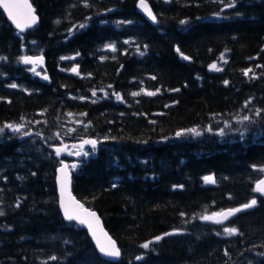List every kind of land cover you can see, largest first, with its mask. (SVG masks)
I'll return each instance as SVG.
<instances>
[{"label": "trees", "instance_id": "16d2710c", "mask_svg": "<svg viewBox=\"0 0 264 264\" xmlns=\"http://www.w3.org/2000/svg\"><path fill=\"white\" fill-rule=\"evenodd\" d=\"M30 1L39 25L23 35L0 11V126L24 123L30 133H0V264H264V197L253 192L264 173V112L255 115L264 109V0L232 8L228 0H146L155 24L138 0ZM24 54L44 56L40 75L21 64ZM214 62L222 71L209 68ZM77 65L79 75L70 70ZM249 68L255 78L243 74ZM141 88L161 91L131 95ZM245 115L251 122H238ZM187 129L201 134L176 135ZM87 137L95 150L66 158L77 164L72 192L101 217L121 249L117 262L100 258L57 207L60 159L51 147ZM208 175L217 182L204 183ZM253 197L257 205L227 223L198 218ZM225 227L240 234L226 236Z\"/></svg>", "mask_w": 264, "mask_h": 264}, {"label": "snow or ice", "instance_id": "6c2138e0", "mask_svg": "<svg viewBox=\"0 0 264 264\" xmlns=\"http://www.w3.org/2000/svg\"><path fill=\"white\" fill-rule=\"evenodd\" d=\"M82 2L85 4V6H89L88 4V0H82ZM165 2H170V0H165ZM220 2L223 3V0H220ZM237 0H228L227 3H224V7L225 8H232L235 7ZM0 5H2L4 7V9L7 11L9 18L12 20V22L15 24L16 28L20 31L23 32L25 28H29L32 27L33 25H35L38 22V16L35 14V9L32 7V5L29 3V0H0ZM138 6L147 14V16L153 21L156 22L157 17L156 15L153 14L151 8L148 6L146 0H139ZM108 11H111L110 9ZM215 15H219V13H216ZM57 23H59V21H57ZM127 23H130V21H128ZM187 23V21H181V24H185ZM77 26L73 25V29H75ZM80 28L85 27L84 24H80L79 25ZM72 29L69 30V34H71ZM124 43H131L130 41H125ZM106 49L111 50L112 52L116 51V45L115 44H106L104 46ZM137 52L142 56L144 55V51H140V47L139 45H137L136 48ZM147 50V46H145V51ZM177 52H180V49L177 48L176 49ZM225 51H228L227 49ZM181 56L186 59V60H190L191 57L188 56H184L183 53H180ZM76 55H79V53L77 52ZM0 59H6L4 57H0ZM20 61L26 65H32L31 68H29L28 70L36 73L37 75H40L39 72H37V66L38 65H42L43 64V60L44 57L41 56H22L19 58ZM62 60L64 59H74V57H61ZM101 59H106V57H101ZM113 59H115V57H113ZM220 60L223 61L224 63H227V60L225 59V54L221 53L220 55ZM257 67H264L261 65H257ZM79 66L77 65L76 67H73L72 69H70L72 72H75L76 74L79 75V71H78ZM209 68L211 70H215V71H222V69L214 62L212 64L209 65ZM252 74V78H255V72L253 69L249 68V69H244L243 70V74L245 76H249V74ZM91 75V74H89ZM44 79H48V76L45 74L43 76ZM152 79H156L155 76L152 77ZM229 83V81L225 80L224 84L227 85ZM11 88H17L18 85L15 83H12L10 85H8ZM109 88H111V85H108ZM99 91L104 92V95L107 96L108 93L104 90V89H99ZM161 90L159 88H157L155 91H147L144 88H141L139 92H132L131 95L132 96H139L141 94H145L148 96H155L157 95ZM170 91H179V89H171ZM92 92V96L95 97L97 95V90L93 89L91 90ZM113 95L115 96V98L119 101L123 100V97L121 96L120 93H116L114 92ZM2 99V98H0ZM79 99L83 100L86 99V97H79ZM93 103H95L96 101L93 100ZM250 103V101H246L245 102V107L248 106V104ZM165 107H169V105H165ZM264 112V109H256L255 111V115L256 116H260L261 113ZM69 115L71 116L72 114L69 113ZM80 115H86L85 113H81ZM23 120V118H21ZM251 122V117L248 115L242 116L238 118V122ZM36 123H39V121H37ZM77 123H82L81 121H77ZM154 123V121H153ZM225 126L228 127V122H225ZM25 127L24 123H19V124H4L3 126H0V133H3L5 131V129H10L12 130L13 133H21V135L23 136H29L30 133L26 132V131H22V129ZM85 127H87V125H85ZM69 132H74L75 129H69ZM192 132L196 135H200L201 133L197 130V129H187V130H182L181 132H177L176 135L177 136H181L182 134H184V132ZM207 131L211 132L213 131L212 127L209 126L207 128ZM225 132L224 128L219 129V134L223 135ZM57 138H59V133L56 134ZM104 139H107V137H105ZM166 139V138H165ZM88 144L92 146V149L95 150L96 145L98 144V141L95 139H84L82 140L81 144H80V148H83V145ZM54 147V152L55 155L57 157H59L61 155L62 152L67 150V145L61 143L59 146H53ZM73 147H77L76 145H73ZM71 155H76V156H80L81 154H83L84 156H87L88 153L87 152H81V151H76L74 153H70ZM61 167L57 170L60 173V176L58 177L59 180V184H60V200H59V204H60V208L63 210V215L64 218L67 221H76L79 224L82 225H87L89 231L91 232L93 239L96 241V245L99 249V251L108 257H113V258H118L121 256V249L117 246V243L115 240L112 239L111 236L108 235L107 232H105L99 225V217L97 216V214L93 211H90L89 209L85 208L84 205L82 203H80L79 201H77L74 197H72L70 195V193H68V196L66 198V192L68 190V186L71 183L70 180V173L68 171L69 167L75 169L77 167V164H72V165H67L65 164L62 160L60 161ZM253 167L255 168L256 166L253 165ZM261 171H264V168L260 169ZM203 181L206 184H215L217 181L215 179V177L213 175H208V176H204L203 177ZM113 187H116L115 184L112 185ZM174 188L179 187V188H183V185H174ZM253 192L256 193H260L261 195H264V179L258 180L256 182V186L253 189ZM258 201L255 197H253L252 199H250L247 203L241 204L239 207L236 208H229V209H221L219 212H212L211 214H202L200 215L198 218L200 220H204V221H211L215 224H222L224 221L228 220L229 217L235 216L237 213L243 212L245 210L248 209H252L257 205ZM17 207H19V203H17ZM3 211L0 210V215H3ZM181 216H184L185 213H181ZM185 223H187V221H185ZM178 229H174L173 232H165L163 233V235H158L155 236L152 240L150 241H146L145 243H143L141 245L142 248L144 249H148L153 243L158 242L160 240H162L164 237L169 236V235H173L176 232H178ZM220 233H217V235H219ZM223 234L226 236H234L239 233V229L237 227H225L223 229ZM227 255V251L225 253ZM50 260H56L57 257L52 256L49 257ZM136 260H142L143 256H137L135 258Z\"/></svg>", "mask_w": 264, "mask_h": 264}, {"label": "water", "instance_id": "95a60500", "mask_svg": "<svg viewBox=\"0 0 264 264\" xmlns=\"http://www.w3.org/2000/svg\"><path fill=\"white\" fill-rule=\"evenodd\" d=\"M29 3L31 4V2H30V0H29ZM138 3H139V1H138ZM138 3H137V8H138V11H139V13L148 21V22H150V23H155V22H153L148 16H147V14L138 6ZM148 4V3H147ZM32 5V4H31ZM149 6V5H148ZM32 7H33V5H32ZM34 8V7H33ZM0 9L3 11V13H4V15H5V18H6V20L12 25V27L15 29V30H17L18 32H20L17 28H16V26H15V24L12 22V20L9 18V16H8V13H7V11L4 9V7L2 6V5H0ZM35 9V8H34ZM35 14L37 15V13H36V11H35ZM38 16V15H37ZM39 24V16H38V22L35 24V25H33L32 27H29V28H25L24 29V31L23 32H20V33H24V32H26L27 30H29V29H31V28H33L34 26H37ZM43 63H44V60H43ZM43 65V64H42ZM42 65H39V66H42ZM87 139H89V138H87ZM81 142H82V140L81 141H78V142H76V143H74V145H76L77 147H75V148H79V149H81L79 146H80V144H81ZM92 149V146L91 145H88V144H85V145H83V148L82 149ZM53 150H54V148H53ZM64 152H62L61 153V155L63 154ZM60 155V156H61ZM59 156V157H60ZM65 164H67V162L66 161H64V160H62ZM61 167V164L56 168V170H55V184H56V194H57V205H58V209H59V212H60V214H61V216H62V218H63V220L65 221V222H72V223H76V224H79L78 222H76V221H67L65 218H64V215H63V210L60 208V204H59V200H60V184H59V180H58V177L60 176V173L57 171L59 168ZM68 171H69V173L71 174V172H70V169H68ZM261 179H264V175L263 176H261L260 178H259V180H261ZM70 180H71V182H72V174L70 175ZM68 193H70V195L72 196V197H74L75 199H76V197L73 195V193H72V190H71V183H70V185L68 186V190H67V192H66V198H67V196H68ZM260 194V193H259ZM262 196H264V195H262ZM77 200V199H76ZM77 201H79V200H77ZM80 202V201H79ZM81 203V202H80ZM85 208H87V209H89L90 211H93V212H95L96 214H97V216L99 217V225H100V227L105 231V232H107V230L105 229V227H104V225H103V222H102V220H101V218H100V216L98 215V213L95 211V210H92V209H90V208H88V207H86V206H84ZM231 217H229V219H230ZM228 219V220H229ZM227 221V220H226ZM225 222V221H224ZM79 225H81L83 228H84V230L86 231V233H87V235H88V237L90 238V240H91V243L93 244V246H94V248H95V250H96V252L98 253V255L102 258V259H104V260H107V261H110V262H116V261H118L119 259H120V257H118V258H113V257H108V256H105V255H103L100 251H99V249H98V247H97V245H96V241L93 239V236H92V234H91V232L89 231V229H88V227H87V225H82V224H79ZM108 233V232H107ZM108 235L110 236V234L108 233ZM113 239V238H112Z\"/></svg>", "mask_w": 264, "mask_h": 264}, {"label": "rangeland", "instance_id": "374dc122", "mask_svg": "<svg viewBox=\"0 0 264 264\" xmlns=\"http://www.w3.org/2000/svg\"><path fill=\"white\" fill-rule=\"evenodd\" d=\"M217 65H218V64H217ZM83 152H84V151H83ZM83 152H82V153H83ZM68 154H69V153H68ZM69 156H70V155H69ZM74 163L76 164V161H75V160H70V161H69V165H72V164H74Z\"/></svg>", "mask_w": 264, "mask_h": 264}, {"label": "bare ground", "instance_id": "6f19581e", "mask_svg": "<svg viewBox=\"0 0 264 264\" xmlns=\"http://www.w3.org/2000/svg\"><path fill=\"white\" fill-rule=\"evenodd\" d=\"M221 129V128H220Z\"/></svg>", "mask_w": 264, "mask_h": 264}]
</instances>
